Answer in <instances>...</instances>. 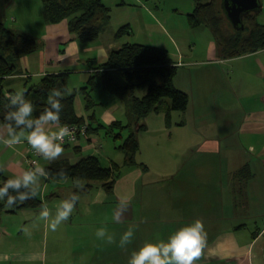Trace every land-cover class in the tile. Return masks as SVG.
I'll return each mask as SVG.
<instances>
[{
  "label": "crops",
  "instance_id": "crops-1",
  "mask_svg": "<svg viewBox=\"0 0 264 264\" xmlns=\"http://www.w3.org/2000/svg\"><path fill=\"white\" fill-rule=\"evenodd\" d=\"M259 2L261 11L256 17L264 19V0ZM121 5L120 9L124 8ZM0 23L25 33L39 44L37 52L19 60L16 75L3 81L4 90L13 94L37 85L46 75L59 73H69L68 81L72 74L75 86L82 89L91 71L105 63L111 52L124 44L151 45L132 42L130 35L116 40L115 32L104 30L96 41L82 46L69 33L66 20L59 24L47 22L40 0H13L8 6L0 5ZM201 35L206 47L202 50L203 58L197 59L193 53L198 52V39H170L176 51L171 59L177 66L174 85L189 96V105L184 121L175 112L170 113L171 125L161 113L145 118V129L136 131L139 166L122 167L124 156L115 149V143L101 141L100 134L108 137L105 131L64 148L55 162L40 155L33 158L27 142L11 148L0 144V165L6 178L31 170L28 159H36V167L45 168L58 162L76 164L93 156L104 168L112 164L121 167L111 193L101 183H92L88 192L79 195L69 220L54 232L47 221L37 219L41 209H23L11 215L17 220L8 229L0 227V264H128L132 251L146 242L167 241L180 227L197 219L204 224L207 242L196 264H264V50L240 57H257L255 78L262 82L260 101L249 105L255 88L244 84L250 83L246 77L228 80L225 66L231 67L235 59H217L211 34ZM185 44L188 49L183 56ZM240 92L242 98L237 97ZM91 95L96 104L92 114L97 125L133 122L126 98L109 95L99 88ZM74 107L77 117L87 121L90 113L85 112L80 95ZM200 109L218 112L220 116L215 119L203 114L200 117L205 119L199 117L201 123L192 121L191 117L197 120ZM236 115L241 121L237 122ZM214 121L218 125L213 127L210 122ZM7 132L8 127L0 126V137L6 138ZM125 132L128 135L131 130L122 131ZM41 179L37 198L54 216L60 201L76 189L75 183ZM52 184L56 189L48 197ZM60 191L64 193L62 198ZM101 227L107 228L115 243L108 244L96 237ZM130 227L134 237L124 250L119 241ZM31 254H40L43 260L27 261Z\"/></svg>",
  "mask_w": 264,
  "mask_h": 264
},
{
  "label": "trees",
  "instance_id": "trees-1",
  "mask_svg": "<svg viewBox=\"0 0 264 264\" xmlns=\"http://www.w3.org/2000/svg\"><path fill=\"white\" fill-rule=\"evenodd\" d=\"M12 1L0 0V5L8 6ZM40 1L47 22L59 24L66 20L69 33L75 36L82 46L96 41L110 23L111 11L104 5L103 0ZM192 2L194 9L187 15L188 26L193 30L201 27L209 29L215 43L217 59L232 60L264 50V26L256 21L258 13H250L246 16L242 23L243 29L236 30L225 18L222 0H192ZM131 34L129 26L125 25L115 32L114 38L119 40ZM38 49L39 44L35 39L25 33L8 29L0 23V126L7 127L4 114L8 110L6 108L9 104L8 97L13 94L4 90L3 81L16 75L17 63L21 58L37 52ZM91 73L86 86L69 96H65L68 91L69 73L46 75L37 85L25 90V98L34 106L33 117L44 111L50 90L59 89L63 94L62 125L79 130L86 127L85 134L77 136L78 140H86L91 134L105 131L104 133L115 143V149L124 156L122 167L139 166L136 159L139 153L136 131L145 129V118L150 114L161 113L165 115L169 124L170 113H185L188 108L189 96L174 85L177 66L173 64L165 50L145 45L124 44L120 49L111 52L106 62L98 65ZM115 76L121 79L123 85L117 82ZM98 88L109 95L126 98L129 101L128 115L133 122L128 125L120 122H114L109 126L97 125L92 114L96 104L91 93ZM143 89H146V93L137 96V92ZM77 95L82 97L85 112L90 113L87 121L77 117L75 113L74 103ZM133 126L136 129L133 130ZM126 129H130L131 132L123 138L122 131ZM62 146L70 148L72 145ZM73 150H76V147ZM34 157L38 158L39 155L33 154ZM33 160L35 159H28L27 163ZM44 169L49 173L47 182L71 180L82 184V189L76 188L73 191L80 195L88 192L94 182L101 183L105 191L111 193L115 181L120 176L121 167L112 164L104 168L97 157L88 156L76 164L58 162ZM143 169L146 170L145 167ZM60 170L65 172V179L57 176ZM6 179L9 178L5 177L3 171L0 172V186H3ZM10 194L16 195L12 192ZM5 204L6 199L0 201V214L14 215L23 209H41L43 202L36 197L22 204L17 203L11 208L6 207Z\"/></svg>",
  "mask_w": 264,
  "mask_h": 264
},
{
  "label": "clouds",
  "instance_id": "clouds-1",
  "mask_svg": "<svg viewBox=\"0 0 264 264\" xmlns=\"http://www.w3.org/2000/svg\"><path fill=\"white\" fill-rule=\"evenodd\" d=\"M62 98L63 94L59 89L50 90L44 111L33 117L34 106L25 98L24 91L10 94L9 104L6 105L8 110L4 114L8 132L6 138L0 137V144L11 148L27 142L31 149L44 160L57 161L64 153L62 145L65 138H71L68 126L61 124ZM2 171L4 168L0 165V172ZM48 176L49 173L43 167H35L15 178L6 179L3 186H0V201L6 199L5 206L11 208L17 203L22 204L36 198L41 186L40 179H47ZM57 176L61 179L66 178L63 170H60ZM75 187L82 189L83 185L77 182ZM22 188L25 190L21 191ZM10 192L16 195H11ZM79 198V195L74 192L69 198L61 200L54 216L47 205H42L37 219L47 221L48 227L54 232L61 224L69 220ZM116 220H119V216ZM96 237L108 244L115 243L114 236L108 233L106 227L97 229ZM133 237L134 229L130 227L120 238V248L127 250ZM206 242L207 233L204 224L197 219L187 226L180 227L169 236L167 241L146 242L139 250L132 251L128 264H196L203 254ZM26 260L42 261L43 257L40 254H31L26 257Z\"/></svg>",
  "mask_w": 264,
  "mask_h": 264
},
{
  "label": "rangeland",
  "instance_id": "rangeland-1",
  "mask_svg": "<svg viewBox=\"0 0 264 264\" xmlns=\"http://www.w3.org/2000/svg\"><path fill=\"white\" fill-rule=\"evenodd\" d=\"M124 2L123 5H121V2ZM103 3L110 9V23L108 27L105 29L104 32H116L120 27L123 25L129 26L132 34L130 35L131 41H140V42H146L151 45V47H155L157 49L165 50L169 56L170 59L173 58V55H175L176 51L175 48H173L171 44V38H175V40L179 39H190V37H193L198 39V52H195L193 54L197 55L195 59L197 58H203V51L206 47V42H204V38L202 32L204 34H208V36L211 34L208 28L201 27L198 29H190L187 23V15L190 14L194 9V4L192 0H103ZM120 5L124 8L120 9ZM261 17H256L257 23H264V19ZM109 34V33H107ZM104 34L103 36H105ZM112 35V34H111ZM127 37V36H126ZM173 43V42H172ZM185 49L182 51V55L185 56V53L188 49V44H185ZM177 56V54H176ZM257 57H244L235 59L231 63V67L229 65L225 66V75L228 80H235L237 81L236 77L240 76L244 80L246 77L250 83H244V84H251L252 88L254 89V93L252 95V100L248 101L247 104L253 105V103H258L260 101L261 96V85L262 82L260 79L255 78L256 70L258 69V66L254 61ZM260 58V57H259ZM176 60V59H175ZM187 63V60L184 59ZM184 62V63H185ZM263 64V63H262ZM233 68V74L231 73ZM118 83L123 85V82L118 76H115ZM241 82V79L238 80ZM80 86H75V80L71 77L68 81V91L65 94V96H69L71 93L77 91ZM76 89V90H73ZM146 93V89L139 90L137 92V96H142ZM126 94V93H125ZM238 98H242V92L237 96ZM82 99V97H81ZM246 104V103H245ZM247 108V107H246ZM176 113V112H175ZM210 112L206 110L200 109L197 110V120L194 117H191L192 121H199L202 122V119H205L204 117H200L203 114H207V116H210L211 118L218 119L220 114H217L218 112ZM178 118H180V121H184V113H176ZM244 115V112H243ZM202 118V119H199ZM237 122L241 121V117L236 115ZM172 116L170 115L169 119V125L172 123ZM236 122V123H237ZM175 123V118H174ZM173 123V124H174ZM204 124H207V122L204 120ZM218 122L214 121V123L210 122L211 126H217ZM127 124V122H124V125ZM200 127V126H197ZM212 133L215 134V131ZM123 138L126 136V132L122 133ZM194 134V133H192ZM195 135V134H194ZM237 137V136H236ZM101 141H107V142H113L110 137H106L103 134H100ZM151 157V155H149ZM40 182H42V179H40ZM53 184L48 187V197H50L52 193H54L55 189H53ZM67 186H63L65 190ZM63 192H59L60 198L63 196ZM40 195V194H38ZM51 200V199H48ZM47 200V201H48ZM18 217L13 218L11 214H0V227L2 229H8V227L12 224L13 221L17 220ZM0 230V233L2 231ZM5 240V239H3ZM5 251V250H3Z\"/></svg>",
  "mask_w": 264,
  "mask_h": 264
},
{
  "label": "water",
  "instance_id": "water-1",
  "mask_svg": "<svg viewBox=\"0 0 264 264\" xmlns=\"http://www.w3.org/2000/svg\"><path fill=\"white\" fill-rule=\"evenodd\" d=\"M222 8L231 27L238 30L243 29L246 16L261 11V4L259 0H222Z\"/></svg>",
  "mask_w": 264,
  "mask_h": 264
},
{
  "label": "built area",
  "instance_id": "built-area-1",
  "mask_svg": "<svg viewBox=\"0 0 264 264\" xmlns=\"http://www.w3.org/2000/svg\"><path fill=\"white\" fill-rule=\"evenodd\" d=\"M70 129V132H71V138H65V142H64V144L63 145H66V144H71V145H74L76 142H77V140H78V138H77V136L79 137L80 136V134L81 135H84L85 134V132H86V127H84V128H82L81 130H79V129H77V128H75V127H70L69 128ZM33 154L35 155V156H37L38 154L37 153H35L34 151H33ZM29 165H31V166H37V161H36V159L35 160H33V161H31L30 163H29Z\"/></svg>",
  "mask_w": 264,
  "mask_h": 264
}]
</instances>
